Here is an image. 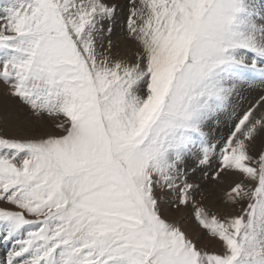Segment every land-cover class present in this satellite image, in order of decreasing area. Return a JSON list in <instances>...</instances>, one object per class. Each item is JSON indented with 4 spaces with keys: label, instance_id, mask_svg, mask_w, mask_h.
<instances>
[{
    "label": "snow or ice",
    "instance_id": "1",
    "mask_svg": "<svg viewBox=\"0 0 264 264\" xmlns=\"http://www.w3.org/2000/svg\"><path fill=\"white\" fill-rule=\"evenodd\" d=\"M253 8L5 0L0 240L11 247L0 264H264V19ZM229 112L210 143L205 129ZM165 203L194 209L204 246Z\"/></svg>",
    "mask_w": 264,
    "mask_h": 264
},
{
    "label": "rangeland",
    "instance_id": "2",
    "mask_svg": "<svg viewBox=\"0 0 264 264\" xmlns=\"http://www.w3.org/2000/svg\"><path fill=\"white\" fill-rule=\"evenodd\" d=\"M3 2V3H2ZM5 0H0V6H2L4 4ZM127 0H124L123 4H126ZM124 19L123 21L120 23V29L122 28ZM121 36H122V31L120 32ZM119 52L123 55L128 56L129 58L132 56L134 49L132 48L131 45H128V48L125 47V49H118ZM229 113L227 115H225L223 117V119H220V121L218 120V124L217 126L220 125V127L224 126V122L228 117ZM230 122V123H229ZM228 125L225 128V133L223 134V137H225L227 135V132L229 131V126L231 124L230 118L228 121ZM5 135L8 136H12L15 135V133L10 132V131H6L5 133H3ZM221 138H218V141L220 139H222L223 137L220 136ZM215 166V164H214ZM227 190V184L224 185L223 189H218L216 191V197H215V202L211 205V207L213 208L214 211L218 212V213H222L223 212V204L221 203V200L224 197V191ZM165 199H167V197H165ZM2 207H7V205H0ZM164 209H165V216L172 221H175L178 226H180L181 228H183L191 238H193L199 246H204L206 241H207V237L204 236L203 232L201 229H199L198 227L195 226L194 224V218L192 216V213L194 212V209L192 208H188L185 209L181 212H177L171 208H169V206L165 203L164 204ZM11 247L10 244H5L2 240H0V261H3L4 259H6V255H7V251L8 249ZM213 247L218 248L219 245H214Z\"/></svg>",
    "mask_w": 264,
    "mask_h": 264
},
{
    "label": "bare ground",
    "instance_id": "3",
    "mask_svg": "<svg viewBox=\"0 0 264 264\" xmlns=\"http://www.w3.org/2000/svg\"><path fill=\"white\" fill-rule=\"evenodd\" d=\"M3 1V0H2ZM115 3L123 4L124 0H113ZM3 3V2H2ZM251 3L254 5L253 11L257 17V19H264V0H251ZM123 21V15L118 13L116 20L114 22V37L113 39L116 40L117 37H121V29H120V23ZM128 48V45H121V49ZM4 85L0 83V91L4 89ZM261 89L257 88L253 90L251 93L248 91H245L244 96L237 98L235 101V104L237 105V111H240L242 108L247 107V101L251 99L253 96H256L257 93H259ZM228 113H222L217 116L215 120H213L209 126L205 129L206 133L208 134V140L210 143H217L218 138H221L220 136L223 137V134L225 133V128L226 126L230 123H228L229 118H227L224 122V126L220 127L217 126L218 120L223 119L225 115ZM231 113L229 112L228 117H230ZM231 121V120H230ZM221 140V139H220ZM219 140V141H220ZM188 165L191 167L195 163V156L189 158L188 160Z\"/></svg>",
    "mask_w": 264,
    "mask_h": 264
}]
</instances>
